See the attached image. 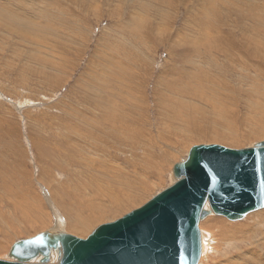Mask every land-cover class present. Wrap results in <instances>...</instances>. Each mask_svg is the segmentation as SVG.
<instances>
[{"label":"rangeland","instance_id":"rangeland-1","mask_svg":"<svg viewBox=\"0 0 264 264\" xmlns=\"http://www.w3.org/2000/svg\"><path fill=\"white\" fill-rule=\"evenodd\" d=\"M21 1L0 0L32 24L21 27L0 9V255L75 210L99 214L71 232L84 238L142 205L171 184L173 164L192 145L264 140V0ZM105 96L124 110L115 132ZM20 200L27 217L13 206ZM209 216L199 226L217 233ZM228 256L216 246L206 264Z\"/></svg>","mask_w":264,"mask_h":264},{"label":"water","instance_id":"water-1","mask_svg":"<svg viewBox=\"0 0 264 264\" xmlns=\"http://www.w3.org/2000/svg\"><path fill=\"white\" fill-rule=\"evenodd\" d=\"M172 173L170 185L85 238L42 231L13 242L11 260L0 264H197L204 216L238 220L264 207V140L242 148L192 145ZM52 248L57 263H49Z\"/></svg>","mask_w":264,"mask_h":264},{"label":"bare ground","instance_id":"bare-ground-1","mask_svg":"<svg viewBox=\"0 0 264 264\" xmlns=\"http://www.w3.org/2000/svg\"><path fill=\"white\" fill-rule=\"evenodd\" d=\"M5 1V0H4ZM8 1V0H7ZM10 1V0H9ZM24 1V0H23ZM23 1H21V2H19V5H22V2ZM35 1H37V0H35ZM16 2V1H15ZM7 3V2H6ZM18 3V2H17ZM24 3H26L25 1H24ZM5 4V3H4ZM11 4V3H10ZM26 4H28V3H26ZM25 4V5H26ZM1 5V4H0ZM3 5V4H2ZM1 5V6H2ZM6 5V4H5ZM24 5V6H25ZM29 5V4H28ZM31 6H32V4H30ZM54 5V4H53ZM0 6V9H3L2 11H3V15H4V17H6V18H8L7 20H11L12 22L14 21V22H16L18 25H20L21 27H30V28H32V24H30L29 22H30V20L29 19H27L28 18V16L27 17H25V16H23L22 14H20V13H16V12H18L17 10H16V12H15V10H13V11H8V9H9V7L8 8H6V7H1ZM42 6V5H41ZM18 7H21V6H18ZM27 7V6H26ZM11 8V7H10ZM22 8V7H21ZM32 8V7H31ZM12 9H18L17 7H15V8H12ZM22 9H24V8H22ZM28 9V8H27ZM34 10H35V8H33ZM25 10V9H24ZM23 10V11H24ZM44 10V9H43ZM1 11V10H0ZM21 11V10H20ZM38 11H40V10H38ZM26 12V10L24 11V13ZM28 12V11H27ZM36 12H37V9H36ZM1 13V12H0ZM61 13V12H60ZM2 15V14H1ZM43 16V15H42ZM6 18H4V20L6 21ZM3 19V18H2ZM37 19V18H36ZM46 19V18H45ZM47 20V19H46ZM49 21V20H48ZM1 23V22H0ZM10 23V22H9ZM46 23H48V22H46ZM39 24H40V22H39ZM34 25V24H33ZM38 26V25H37ZM41 26H42V24H41ZM34 27V26H33ZM39 28V27H38ZM42 28V27H41ZM30 30H32V29H30ZM36 30V29H35ZM33 31H34V29H33ZM38 31H39V29H38ZM27 33V32H26ZM30 33H31V31H30ZM33 34V33H32ZM31 35V34H30ZM25 36V35H24ZM37 38H39V37H37ZM37 40V39H36ZM133 45V44H132ZM210 45V44H209ZM262 45H263V43H261V44H258V47H262ZM211 47V46H210ZM114 48V47H113ZM134 48V47H133ZM224 49V48H223ZM239 49V48H238ZM247 49H249V47H247ZM118 50V49H117ZM221 50V49H220ZM264 50V49H263ZM112 51V50H111ZM126 50H124V52H125ZM235 51V50H234ZM252 51H253V53L255 54V53H257L258 52V49H252ZM220 52H222V50L220 51ZM236 52V51H235ZM240 52V51H239ZM109 53V52H108ZM124 54V53H123ZM207 54V53H206ZM260 55V54H259ZM115 56V55H114ZM114 56H112V57H114ZM229 56V55H228ZM248 56V55H247ZM108 57V56H107ZM111 57V56H110ZM111 57V58H112ZM121 57V56H120ZM255 57V56H254ZM127 58V57H126ZM251 58V57H250ZM258 58V57H257ZM104 59V58H103ZM109 61V60H108ZM105 63V62H104ZM107 63V62H106ZM101 67V66H100ZM100 67L98 68V69H100ZM108 67V66H107ZM254 67V66H253ZM111 68V67H110ZM122 70V69H121ZM99 71V70H98ZM254 71H255V69H254ZM97 72V71H96ZM256 72V71H255ZM262 72V71H261ZM91 73V72H90ZM259 73V72H258ZM92 74V73H91ZM118 74V73H117ZM130 74V73H129ZM92 75H94V74H92ZM89 76V75H88ZM191 75H189V77H190ZM193 78V77H192ZM94 80V79H93ZM129 80V79H128ZM136 80V79H135ZM92 81V80H91ZM133 82V81H132ZM94 84H96L95 83V81H94ZM91 85H93V84H91ZM167 86V85H166ZM190 86V85H189ZM92 87V86H91ZM117 87V86H116ZM119 87V86H118ZM174 87V86H173ZM44 88V87H43ZM175 89V88H174ZM187 89H188V87H187ZM89 90V89H88ZM179 90H180V88H179ZM96 91V90H95ZM109 91V90H108ZM135 91V90H134ZM183 91V90H182ZM185 91V90H184ZM93 92V91H92ZM179 93V92H178ZM129 94V93H128ZM164 94V93H163ZM185 94H186V91H185ZM185 94H183V96L185 95ZM117 95V94H116ZM158 95V94H157ZM182 95V94H181ZM195 95V94H194ZM164 96V95H163ZM187 96V95H186ZM105 97H109V96H105ZM118 97H120V96H118ZM148 97V96H147ZM173 97H174V95H173ZM172 97V98H173ZM129 98V97H128ZM165 98V97H164ZM166 98H168L167 96H166ZM170 98V97H169ZM177 98V97H176ZM104 99V98H103ZM105 100V99H104ZM118 100V99H117ZM171 100V99H170ZM259 100V99H258ZM108 101V100H107ZM119 101V100H118ZM178 101V100H177ZM108 103V102H107ZM111 103L113 104V105H111ZM133 103V102H132ZM135 103V102H134ZM179 103V102H178ZM225 103V102H224ZM97 104H99L98 102H97ZM96 104V105H97ZM95 105V106H96ZM118 103L117 102H115V101H113L110 97H109V105L107 106L108 108H109V110H108V108H107V110H104V112H106L107 113V115H105L106 116V119H109V120H111V122H112V130H114V132L116 131V129H115V127L117 128L118 126H117V121H118V117H119V115L120 116H122V114H121V111H124V110H121L120 112H118ZM121 105V104H120ZM133 106H135V104H132ZM74 106V105H73ZM100 106V105H99ZM252 106V105H251ZM64 107V106H63ZM117 107V108H116ZM76 108H78V107H76ZM95 108V107H94ZM104 109L106 108V107H103ZM122 108H123V106H122ZM263 108V107H262ZM91 108H89V110H90ZM98 109V108H97ZM99 109H101V108H99ZM128 109H134L133 107H131L130 106V108H128ZM254 109V108H253ZM92 110V109H91ZM139 110V109H138ZM71 111V110H70ZM67 112V111H66ZM92 112V111H91ZM131 112V111H130ZM137 112V111H136ZM223 112V111H222ZM249 112H251V111H249ZM97 113V112H96ZM259 113V112H258ZM69 114V113H68ZM80 114V113H79ZM83 114H85L84 112H83ZM92 114V113H91ZM102 114V113H101ZM129 114V113H128ZM136 114H139V113H136ZM140 114H142V113H140ZM166 114V113H165ZM223 114V116L225 117V118H227L228 117V113L226 114V113H222ZM77 115V114H76ZM231 115V114H230ZM48 116V115H47ZM78 116V115H77ZM80 116V115H79ZM78 116V117H79ZM126 116V115H125ZM149 116V115H148ZM172 116V115H171ZM90 117V116H89ZM97 117H99V116H97ZM71 118V117H70ZM68 119V118H67ZM105 119V118H104ZM125 119H126V117H125ZM124 119V120H125ZM133 120H134V118H132ZM173 119V118H172ZM88 120V119H87ZM89 120H90V118H89ZM94 120V119H93ZM121 120V119H120ZM139 120V119H138ZM138 120H136V124H137V121ZM59 121V120H58ZM67 121V120H66ZM90 121H92V118H91V120ZM96 121H97V119H96ZM256 121V120H255ZM95 122V121H94ZM106 122V121H105ZM107 122H109V121H107ZM123 122H125V121H123ZM128 122H129V120H128ZM127 122V123H128ZM173 122V121H172ZM64 123V122H63ZM104 123V122H103ZM256 123H257V121H256ZM68 124V123H67ZM178 124V123H177ZM65 125V124H64ZM105 125V124H104ZM107 125V124H106ZM113 125H115V127L113 126ZM121 125V124H120ZM128 125H130V124H128ZM145 125V124H144ZM54 126V125H53ZM67 126V125H66ZM71 126V125H70ZM110 126V127H111ZM94 127V126H93ZM130 127V126H129ZM200 127V126H199ZM229 126H227V128H228ZM65 128V127H64ZM71 128V127H70ZM96 128V127H95ZM105 128H106V126H105ZM105 128H104V130H105ZM122 128V127H121ZM121 128H120V130H121ZM131 128V127H130ZM129 128V129H130ZM98 129V128H97ZM107 129V128H106ZM109 129V128H108ZM111 129V128H110ZM110 129H109V132H110ZM125 128L123 127V130H124ZM150 129V128H149ZM71 130H73V129H71ZM70 130V131H71ZM94 130V129H93ZM132 130V129H131ZM133 130H135V129H133ZM141 130H142V128H141ZM256 130V129H255ZM76 132H77V130H75ZM87 131V130H86ZM103 131V130H102ZM101 131V132H102ZM118 131V130H117ZM143 131H144V129H143ZM143 131H141V132H143ZM113 132V133H114ZM120 132V131H119ZM123 132V131H122ZM139 132V131H138ZM150 132V131H149ZM159 132V131H158ZM182 132V130H180L179 131V129L178 130H173V132H171V134H182L181 133ZM78 133V132H77ZM124 133H125V131H124ZM136 133H137V131H136ZM148 133V132H147ZM202 133H204L203 132V130L202 131H200V134H202ZM258 133H261V132H258ZM67 134V133H66ZM70 134V133H69ZM87 134V133H86ZM99 134V133H98ZM98 134H97V136H98ZM101 134V133H100ZM105 134V133H104ZM111 134V133H110ZM117 134V133H116ZM116 134H114V135H116ZM126 134V133H125ZM134 134H135V132H134ZM134 134H133V136H134ZM215 134H217V132L215 133ZM220 134V133H219ZM256 134V133H255ZM254 134V135H255ZM74 135V134H73ZM84 135V134H83ZM140 135V134H139ZM142 135V134H141ZM164 135V134H163ZM226 135H228V134H226ZM260 135V134H259ZM261 135H263V134H261ZM260 135V136H261ZM88 136H89V138L90 139H94V138H97V137H95V134L94 133H92L91 132V134L90 133H88ZM138 136V135H137ZM229 136V135H228ZM227 136V137H228ZM105 137V136H104ZM114 137V136H113ZM131 137H132V135H131ZM136 137V136H135ZM183 137V136H182ZM227 137H225L224 136V139L225 138H227ZM258 137V136H257ZM116 138V137H115ZM137 138V137H136ZM151 138V137H150ZM171 138V137H170ZM186 138H187V136H186ZM222 138V137H221ZM234 139H235V137H233ZM64 139V138H63ZM76 139V138H75ZM74 139V140H75ZM102 139V138H101ZM100 139V140H101ZM104 139V138H103ZM102 139V140H103ZM113 139V138H112ZM119 139V138H118ZM139 139H141V138H139ZM177 139H178V137H177ZM188 139V138H187ZM233 139V140H234ZM262 139H263V136H262ZM70 140V139H69ZM68 140V141H69ZM96 140V139H95ZM106 141H107V139H105ZM105 140H104V142H105ZM120 140V139H119ZM118 140V141H119ZM122 140V139H121ZM125 140H126V138H125ZM128 140H132V139H128ZM135 140V139H134ZM172 140V139H171ZM229 140V139H228ZM232 140V139H231ZM259 140V139H258ZM117 141V142H118ZM124 141V140H123ZM122 141V142H123ZM133 141V140H132ZM137 141V140H136ZM145 141V140H144ZM151 141V140H150ZM153 141V140H152ZM87 142V141H86ZM110 142V141H109ZM108 142V143H109ZM135 142V141H134ZM176 142H178V141H176ZM5 143V142H4ZM68 143V142H67ZM129 143V142H128ZM137 143V142H136ZM141 143V142H140ZM165 143V142H164ZM255 143V142H254ZM90 144V143H89ZM96 144V143H95ZM101 144V143H100ZM113 143H111V145H112ZM152 144V143H151ZM170 144V143H169ZM172 144V143H171ZM174 144V143H173ZM206 144V143H205ZM209 144V143H208ZM215 144V143H214ZM253 143H251L250 145H252ZM115 145H117V144H115ZM123 145H125V144H123ZM122 145V146H123ZM141 145V144H140ZM183 145V144H182ZM16 146V145H15ZM38 146V145H37ZM86 146H88V144L86 145ZM101 146V145H100ZM104 146V145H103ZM118 146V145H117ZM139 146V145H138ZM107 147V146H106ZM105 146H104V148H106ZM111 147V146H110ZM113 147V146H112ZM134 147V146H133ZM89 148H94V145L93 144H91L90 146H89ZM123 148H126V147H123ZM152 148H154L153 146H152ZM76 149V148H75ZM95 149V148H94ZM97 149V148H96ZM99 149V148H98ZM97 149V150H98ZM159 149H161V148H159ZM97 150H95V151H97ZM166 150V149H165ZM189 150V149H188ZM79 151V150H78ZM92 151V150H91ZM102 151V150H101ZM118 151V150H117ZM132 151V150H131ZM164 151V150H163ZM161 152H162V149H161ZM89 154V153H88ZM103 154V153H102ZM165 154V153H164ZM171 154V153H170ZM90 155V154H89ZM186 155H187V153H186ZM185 155V156H186ZM41 157H44V159H46L45 158V156H44V154H42V155H40ZM162 156V155H161ZM168 156V155H167ZM40 157V158H41ZM98 159V158H97ZM146 160V159H145ZM147 160H148V157H147ZM46 161V160H45ZM149 161V160H148ZM147 161V162H148ZM86 163V162H85ZM141 164H143V163H141ZM151 164V163H150ZM134 166V165H133ZM150 166V165H149ZM109 167V166H108ZM131 167H132V165H131ZM143 167V166H142ZM102 168V167H101ZM115 168V167H114ZM113 168V169H114ZM136 168H138V167H136ZM109 168H107V170H108ZM111 169V168H110ZM119 169V168H118ZM118 171V170H117ZM119 172V171H118ZM173 174V173H172ZM113 176V175H112ZM154 177V176H153ZM109 178H111V177H109ZM176 178L174 177V176H172V178H171V183L175 180ZM118 180V179H117ZM136 180V179H135ZM119 181V180H118ZM121 181V180H120ZM125 181V180H124ZM122 182H123V180H122ZM121 183V182H120ZM2 184H4V183H2ZM122 184V183H121ZM109 185H111V184H109ZM126 185V184H125ZM128 185V184H127ZM143 185V184H142ZM125 187V186H124ZM141 187V186H140ZM106 188V187H105ZM112 188V187H111ZM139 188V187H138ZM5 189H6V187H5ZM2 190V189H1ZM83 190V189H82ZM115 190V189H114ZM109 191V190H108ZM101 192V191H100ZM105 192V191H104ZM111 192V191H110ZM102 193V192H101ZM118 193H119V191H118ZM103 194V193H102ZM89 195V194H88ZM98 195H100V194H98ZM105 195V194H104ZM126 195H128V194H126ZM117 196V195H116ZM123 196V195H122ZM112 197V196H111ZM91 198V197H90ZM107 198V197H106ZM124 198V197H123ZM126 198V197H125ZM124 198V199H125ZM107 199H109V198H107ZM113 199V198H112ZM119 199V198H118ZM89 200V199H88ZM123 200V199H122ZM103 201V200H102ZM110 201V200H109ZM114 201V200H113ZM129 201V200H128ZM118 202V201H117ZM29 203V202H28ZM19 204L20 205H16V204H14L13 203V206L15 205V206H17L18 207V209H19V211H21L22 213H23V215L24 214H26V212H25V209H26V204L23 202H21V200L19 201ZM115 204V203H114ZM117 204V203H116ZM68 205V204H67ZM12 206V207H13ZM88 206V205H87ZM29 207V206H28ZM90 207V206H89ZM104 208H106V207H104ZM83 209V208H82ZM27 210V209H26ZM29 210V209H28ZM34 210V209H33ZM98 210V209H97ZM253 211V210H252ZM255 212H247V213H251V214H249V215H247V213L243 216V217H245L246 215V217H245V219L243 220V221H238V220H240V219H238L237 221H238V223H235L234 221H236V220H231V221H233V222H230V223H223V221L224 220H222L221 221V219L219 220V219H215L214 217H211L212 216V212H210L209 214H207V215H210L208 218L211 220V221H214L217 225L216 226H214V224H212L211 226L212 227H214L215 228V230L217 231V233H214L215 231H211L210 229H212V228H210V226H208L210 229H208V231H207V229L205 230V229H202L201 228V226H199V224L200 223H198V227H200L199 229H200V231H201V249H200V257H199V260H198V262H197V264H206V261H208L207 259L210 257V256H212V254L216 251V246H219L220 248H221V250L223 251V253L224 254H228L229 256L227 257V259L223 262V264H264V207H262V209L260 208V210H259V208L256 210H254ZM86 212V211H85ZM105 212V211H104ZM99 213V212H98ZM73 214H74V217L70 220V221H68L67 223H66V221L63 219V218H61L60 216H58V218L56 219V222L55 223H53V225L52 226H50V227H48L47 229L46 228H44L45 230H43V231H49V232H52L53 234H57V233H66V234H72V235H75L76 233L77 234H80L79 232H81V231H83L84 229H86L87 227H89V225H91V223H93L92 222V220H94V219H96L98 216H99V214H93V215H87L86 213H82L81 211H78V210H75L74 212H73ZM102 215V214H101ZM216 215V214H215ZM25 216V215H24ZM56 216H57V214H56ZM214 216V215H213ZM217 216H220V215H217ZM25 217H27V216H25ZM205 217V216H204ZM203 217V218H204ZM242 217V218H243ZM39 218V217H38ZM202 218V219H203ZM241 218V219H242ZM36 219H37V217H36ZM32 221H34V220H32ZM41 221V220H40ZM202 221H206L205 219H203ZM35 222V221H34ZM228 222H229V220H228ZM205 223V222H204ZM218 224H220V225H218ZM205 227H207L206 226V223H205V225H204ZM203 227V226H202ZM70 230H69V229ZM71 228L72 229H74V230H71ZM209 230L211 231V232H213L214 234H216V235H214V237L213 236H211L210 235V232H209ZM71 232H73V233H75V234H73V233H71ZM212 233V234H213ZM34 236V235H33ZM76 236V235H75ZM85 238V237H84ZM19 239H21V238H19ZM16 240H18V239H15L14 240V242L16 241ZM13 244V243H12ZM12 244H10V245H8L7 246V251H6V253L4 254H2V255H0V259H6V260H11V257L9 256V249H10V247H11V245ZM242 245H247L248 247L247 248H243V246ZM245 247V246H244ZM0 249H3V246L0 244ZM219 251H220V249H218ZM233 251H237L238 253H236V255H233L232 254V252ZM217 253V252H216ZM214 255H216V254H214ZM50 258H49V263H57L58 262V249L57 248H52L51 249V252H50V256H49ZM211 259V258H210ZM209 263V262H208ZM215 263H217V262H215ZM218 264H220L219 262H218Z\"/></svg>","mask_w":264,"mask_h":264},{"label":"snow or ice","instance_id":"snow-or-ice-1","mask_svg":"<svg viewBox=\"0 0 264 264\" xmlns=\"http://www.w3.org/2000/svg\"><path fill=\"white\" fill-rule=\"evenodd\" d=\"M214 167L216 169H223L224 167H226V164L222 163V162H216ZM233 168H234V166H233ZM216 175H220V172L217 171ZM205 180L207 181V175H205ZM206 190H207V184H206Z\"/></svg>","mask_w":264,"mask_h":264}]
</instances>
